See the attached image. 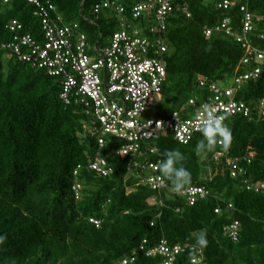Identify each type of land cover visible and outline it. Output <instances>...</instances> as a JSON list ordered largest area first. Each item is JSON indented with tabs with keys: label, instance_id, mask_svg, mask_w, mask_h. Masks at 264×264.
Masks as SVG:
<instances>
[{
	"label": "trees",
	"instance_id": "obj_1",
	"mask_svg": "<svg viewBox=\"0 0 264 264\" xmlns=\"http://www.w3.org/2000/svg\"><path fill=\"white\" fill-rule=\"evenodd\" d=\"M106 1L40 3L54 8L60 25L77 24L90 46L108 47L121 17L147 26L132 16L134 6L145 0H120L122 15L113 8L95 15L96 7ZM222 1L188 0L190 18L169 15L166 82L150 117L168 119L192 99L197 106L208 103L214 96L210 84L233 86L236 77L251 70L241 64L242 44L214 31L230 19L233 33L240 34L242 6L255 18L246 37L252 48L264 50V0H241L229 10H219ZM37 10L25 0H0V264H122L133 252L134 261L127 264H159L161 256L147 258L139 248L151 250L161 241L169 248L193 247L178 254L175 264H193L194 258L202 264H264V195L246 190L247 183L264 184V66L258 79L245 81L236 94L251 109V118L227 116L223 121L231 131L227 149L218 139L211 152L198 155L202 134L186 145L169 135L147 144L155 148L154 154L137 159L139 164L159 165L164 152L181 151L183 166L192 176L187 188L208 193L189 206L183 191L173 193L160 171L166 188L156 191L138 178L146 172H129L131 158L113 153L123 143L105 136L100 148L99 123L86 114L74 93L68 104L63 101V79L19 61L7 49L16 36L9 28L12 21L22 26L20 36L44 41ZM206 29L212 30L209 38ZM203 79L207 84L201 87ZM193 112L189 109L187 115ZM98 155L106 158L110 176L100 177L89 168ZM230 161H237L244 174L232 178ZM216 209L221 213L215 214ZM234 222L239 224L237 242L225 232ZM201 229L208 239L203 251L195 242Z\"/></svg>",
	"mask_w": 264,
	"mask_h": 264
},
{
	"label": "built area",
	"instance_id": "obj_2",
	"mask_svg": "<svg viewBox=\"0 0 264 264\" xmlns=\"http://www.w3.org/2000/svg\"><path fill=\"white\" fill-rule=\"evenodd\" d=\"M13 0H3L5 4ZM29 5L38 8L37 17L41 21L44 32V41L38 43L29 36H20L22 26L17 21L9 24L10 31L15 33V39L7 49L21 62L30 64L33 68L45 70L51 77L62 78L63 93L61 98L68 104L72 94L80 99V104L86 114L95 118L99 123V147L105 144L103 137L110 136L123 143L119 149L113 151L115 156L130 157L128 171L134 168L146 172L138 174L141 182L146 183L154 191L166 188V182L159 173V165L152 163H137V159L145 158L148 153L154 154L155 148H147V144L162 137L172 135L180 144H188L198 134L203 119L206 118V108L214 110L217 117H233L242 115L251 118V109L244 102L236 99V94L245 81L257 80L261 67L264 66V50L251 47L246 36L253 31L254 16L242 6L241 33L235 34L231 28L230 19H225L214 31L235 38L245 49V56L241 64L249 67L248 73L236 77L233 86L222 88L210 84L209 89L214 94L208 100L197 106L195 100H189L187 106L174 112L168 119L161 120L150 117V109L160 104L162 86L166 82V63L163 60L167 52L165 38L167 34L168 17L174 12L190 18L188 0H145L137 3L132 16L134 21L143 19L147 26L130 23L125 18L119 21V30L115 32L108 47L100 45L90 46L86 35L80 31L77 24L60 25L61 20L53 15L54 8L50 5L44 7L40 0H25ZM241 0H223L217 4L219 10H229L240 3ZM120 0H107L102 6L96 7L97 15L102 9L113 8L122 15L124 10L118 4ZM86 20V19H85ZM93 24L92 21H89ZM205 37L209 38L212 30L206 29ZM206 80L200 81L204 87ZM264 102L260 104V109ZM189 109H194L187 115ZM221 145V143H219ZM220 156V155H218ZM136 158V160H134ZM89 168L100 177L112 174L106 158L96 156ZM229 168L232 178L244 174L238 167L237 161H230ZM79 185L74 187L78 199ZM246 190L262 193L264 184H246ZM188 201L189 206L203 200L208 193L198 187H189L181 193ZM154 204V200L150 201ZM231 209V206H228ZM221 210L216 209L215 214ZM98 226L99 222L90 220ZM239 224L234 222L225 229L226 234L233 242L238 240ZM194 250L189 245L169 248L165 241L151 250L142 245L139 250L145 257L161 256L159 264H175V257L185 250ZM136 253L133 252L122 264L134 261ZM193 264H202L200 258L192 259Z\"/></svg>",
	"mask_w": 264,
	"mask_h": 264
},
{
	"label": "clouds",
	"instance_id": "obj_3",
	"mask_svg": "<svg viewBox=\"0 0 264 264\" xmlns=\"http://www.w3.org/2000/svg\"><path fill=\"white\" fill-rule=\"evenodd\" d=\"M223 117H217L211 108H206V118L203 119L200 127L203 139L196 145L197 154L207 155L217 144L218 139H222L224 147H227L231 141V131L223 123ZM185 160L184 154L179 150H169L163 153V159L159 164V171L171 185L173 193H180L191 185V173L183 166ZM3 237H0V242ZM196 246L203 251L208 246L207 232L199 230L195 235Z\"/></svg>",
	"mask_w": 264,
	"mask_h": 264
}]
</instances>
